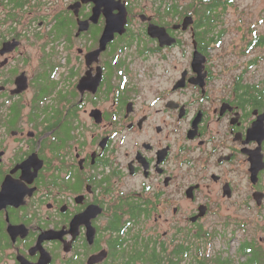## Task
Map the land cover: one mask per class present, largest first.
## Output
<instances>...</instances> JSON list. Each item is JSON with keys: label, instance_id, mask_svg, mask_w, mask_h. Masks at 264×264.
<instances>
[{"label": "flooded vegetation", "instance_id": "obj_1", "mask_svg": "<svg viewBox=\"0 0 264 264\" xmlns=\"http://www.w3.org/2000/svg\"><path fill=\"white\" fill-rule=\"evenodd\" d=\"M115 1L0 0V264H264V9Z\"/></svg>", "mask_w": 264, "mask_h": 264}, {"label": "rangeland", "instance_id": "obj_2", "mask_svg": "<svg viewBox=\"0 0 264 264\" xmlns=\"http://www.w3.org/2000/svg\"><path fill=\"white\" fill-rule=\"evenodd\" d=\"M143 3L149 5L153 0H142ZM233 7L226 6L225 9H221L220 24L216 26L214 32L222 33L224 36L221 39L220 45L215 43V50L219 53L222 59H224L225 69L229 70L231 57L235 50L232 45L233 39H238L240 31L249 29L247 26L250 21L257 22L264 9V0H236ZM237 7V11L234 7ZM264 17V15H263ZM250 25V24H249ZM258 29L260 32L264 29V23L261 24ZM239 40V39H238ZM227 57V59H225ZM221 61V59H220ZM256 76H264V59L263 62L254 69ZM229 75L225 74V80H229Z\"/></svg>", "mask_w": 264, "mask_h": 264}, {"label": "water", "instance_id": "obj_3", "mask_svg": "<svg viewBox=\"0 0 264 264\" xmlns=\"http://www.w3.org/2000/svg\"><path fill=\"white\" fill-rule=\"evenodd\" d=\"M87 1V0H85ZM97 3L99 4H102L103 6H105L107 8V18L109 20L111 19H117L119 20V23L117 24L118 28L119 29H123L124 25H125V21H126V18H127V14H126V8L123 7V5L121 7H116L115 9H118L119 10V14L117 16H112L111 13H112V10L114 9V4L115 3H119L121 4V1L119 2H116L115 0H95ZM193 24V21H191V18H188L186 19L185 23H184V28H188L190 25ZM110 27L112 28V25H110ZM160 30H163L159 27H155V26H151L150 27V34L153 36V37H156V38H159L163 43H166V39H165V36H164V33H162V31ZM111 34V32L109 34H106L105 35V39H103V42H102V45L106 46V44L108 43L109 41V35Z\"/></svg>", "mask_w": 264, "mask_h": 264}, {"label": "trees", "instance_id": "obj_4", "mask_svg": "<svg viewBox=\"0 0 264 264\" xmlns=\"http://www.w3.org/2000/svg\"><path fill=\"white\" fill-rule=\"evenodd\" d=\"M225 1H223L222 0V3L220 4L221 5V8L222 9H225ZM215 5V3L213 4V6ZM216 27H209V29H215ZM224 34V32H222V34H216V36H217V38L214 40V39H212V40H210V41H212V42H214V43H216L217 45H220V43H221V39H222V35ZM209 43H211V42H208V44Z\"/></svg>", "mask_w": 264, "mask_h": 264}]
</instances>
